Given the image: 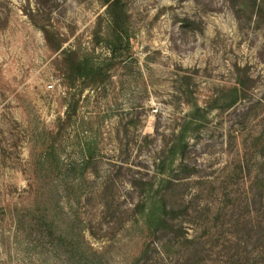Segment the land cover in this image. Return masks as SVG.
<instances>
[{"label":"rangeland","instance_id":"obj_1","mask_svg":"<svg viewBox=\"0 0 264 264\" xmlns=\"http://www.w3.org/2000/svg\"><path fill=\"white\" fill-rule=\"evenodd\" d=\"M121 1L127 23L116 48L101 0H0V264H135L142 242L130 229L132 210L146 194L133 182H158L162 148L194 106L204 109L226 96L235 65L249 72L248 98L201 113L207 120L199 130L191 125L184 160L194 173L191 187L222 176L263 130L264 22L238 21L227 0ZM41 26L54 35L51 46ZM70 52L74 59L115 64L98 84L69 87ZM73 107L62 156L68 164L81 162L79 148L87 143L94 160L81 201L61 202L65 218L72 217L71 248L20 227L17 215L35 203L31 153ZM107 181L113 186L100 194Z\"/></svg>","mask_w":264,"mask_h":264},{"label":"trees","instance_id":"obj_2","mask_svg":"<svg viewBox=\"0 0 264 264\" xmlns=\"http://www.w3.org/2000/svg\"><path fill=\"white\" fill-rule=\"evenodd\" d=\"M101 1L108 10L110 36L114 37L112 45L116 37V48H120L122 25L126 27L127 23L122 1ZM227 2L238 21L247 19L258 25L264 22V0ZM39 28L51 46L54 35L44 26ZM116 48H111L112 53ZM70 55L68 60H73L67 63L68 71L64 74L69 87H75L79 81L98 84L105 77L106 70L115 64L95 63L90 57L74 59V52ZM234 74V86L226 96L212 100L204 109L194 106L189 120L175 135L174 141L162 148V156L155 163L158 182H133L134 190H138L141 197L146 194L132 210L130 229L142 242L135 264H264V127L251 138L247 147L249 151L246 149V154L232 167L224 168L222 176L195 181V188L191 187L194 173L184 162L191 125H195L194 130H199L209 111L218 106L221 110H229L248 98L252 80L247 68L235 65ZM258 105L260 103L249 107L243 115L248 118ZM71 112L75 113L74 107L65 121L59 122L56 132L49 134L48 141L31 153L37 184L35 203L33 208L24 209L17 216L20 227L26 224L36 235L59 245L70 242L74 248L70 238L72 217L65 218L60 206L63 199L70 207L81 201L83 185L87 176L93 174L94 148L87 143L81 145V162L75 164H68L62 156L65 149L61 138L72 119ZM248 153L253 155L247 157ZM252 157L256 160L254 164L248 160ZM107 184L108 181L102 183L100 194L113 186ZM190 191L194 193L188 198ZM102 202L107 205L106 201ZM189 226L194 231L197 226L198 231L190 235ZM86 255V261L90 262L91 254Z\"/></svg>","mask_w":264,"mask_h":264}]
</instances>
